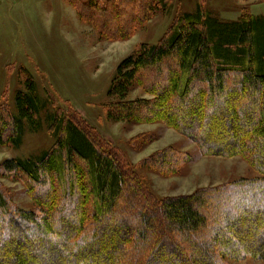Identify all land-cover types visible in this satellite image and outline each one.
Returning a JSON list of instances; mask_svg holds the SVG:
<instances>
[{
  "label": "trees",
  "instance_id": "trees-1",
  "mask_svg": "<svg viewBox=\"0 0 264 264\" xmlns=\"http://www.w3.org/2000/svg\"><path fill=\"white\" fill-rule=\"evenodd\" d=\"M70 1L83 20L94 19L98 25L120 13L117 24L102 28L112 40H126L132 33L130 26L147 19L145 14H133L136 0ZM154 1L159 8L167 5L166 0ZM147 2L145 7L151 4ZM137 86L151 98L127 101ZM25 87L27 92H19L15 98L17 116L0 113V145L19 147L24 121L38 129L41 106L31 77ZM108 96L117 99L106 105L108 120L162 123L188 138L202 156H241L260 177L156 199L119 153L95 140L73 117L50 115L51 128L58 135L51 149L37 158L8 159L0 165L2 177L20 175L34 185L32 197L38 207L27 212L15 208L0 186V234L8 237L0 243V264L8 259L28 264L15 251L23 244L18 240L27 239L40 254L38 264L83 263L92 252L112 253L93 264L264 262V209L249 206L264 202V162L260 158L264 143V18L225 23L199 8L184 14L158 45L142 44L118 65ZM254 109L256 120L244 133L234 131L228 140L221 139L219 123L229 120L241 125ZM248 145L252 148H246ZM172 149L153 153L139 166L163 177L176 175L185 155ZM170 172L172 175H163ZM245 191H251L248 198L227 206L222 218L211 217L219 194L226 197ZM119 204L125 205L127 217L115 220ZM74 205L86 209L72 215ZM234 207L242 213L233 211ZM229 211L236 219L229 220ZM104 220L109 224H102ZM28 229L34 231V237H25ZM220 231L230 237L222 242L210 237ZM245 237H252L255 245H244ZM59 247L68 255L52 257ZM165 249L181 259L170 260ZM196 252L209 263L193 258Z\"/></svg>",
  "mask_w": 264,
  "mask_h": 264
},
{
  "label": "rangeland",
  "instance_id": "rangeland-1",
  "mask_svg": "<svg viewBox=\"0 0 264 264\" xmlns=\"http://www.w3.org/2000/svg\"><path fill=\"white\" fill-rule=\"evenodd\" d=\"M136 1V11L133 14L140 16L145 14L147 19L142 23L132 24L131 36L126 40H112L103 29L117 24L120 13L112 14L105 24L102 21L98 25L94 19L91 22L83 20L70 0H0V113L7 112L13 117L17 116L15 98L19 92H27L25 85L30 77L35 83L41 106L37 130L24 121V134L20 146L0 145V165L8 159L37 158L49 151L58 137L51 128L49 116L61 114L73 117L95 140L119 153L123 158L122 162L137 173L146 191L156 199L187 196L201 189L226 186L241 179L260 177L241 156H202L198 147L188 138L162 123L136 124L133 121H110L107 119L106 105L117 102L116 98L108 96V90L118 65L134 54L142 44L158 45L184 14L194 13L199 8L203 13L225 23L240 22L250 17L264 18V0H166L167 5L162 8L157 7L154 0H150L149 7L144 6V3L149 4L148 0ZM164 66L171 67L170 64ZM139 98L150 99L151 96L146 95L137 86L129 93L127 101ZM256 111L257 109H254L241 125L232 124L229 120L219 123L221 139L228 140L234 131L237 134L244 133L256 120ZM151 139L152 142L146 144ZM261 146L263 156L260 155V158L264 162V143ZM169 147L185 155L184 158H180L176 175L173 176L170 172L163 175L172 176L163 177L139 166L141 161L153 153ZM246 148L252 146L248 145ZM0 186L15 208L26 212L37 211L36 201L32 197L34 185L25 177L20 175L2 177L0 173ZM250 194L251 191H245L244 194L232 192L226 197L219 194L213 201L211 217L222 218V212L227 206L234 205L233 203L244 197L248 198ZM249 206L262 210L264 202L258 205L252 203ZM249 206L248 209H251ZM84 209L86 206L79 210L78 206L74 205L70 213L79 214ZM125 209L124 204L117 206L115 220L127 217ZM239 209L234 207L233 211L238 210V213H242ZM231 214L229 211L230 221L236 219V214ZM102 224H109V220L102 221ZM23 226L27 225L23 223ZM220 232L212 233L210 237H218L221 242L230 237V234ZM24 235L26 238L34 237L35 233L28 229ZM203 235L202 240L206 237ZM7 240L8 237L0 234V243ZM27 240L25 242L18 240L23 244L15 251H19L28 264H38L40 254L34 250L32 243L26 242ZM63 242L67 244L66 241ZM241 242L244 245L249 243L255 245L252 237H245ZM70 249L74 250L73 247ZM163 253L170 260L181 259L179 255L166 249ZM89 254L83 263L75 264H93V261L112 256V253L107 252ZM51 255L59 258L68 255V252L59 247ZM192 255L195 259L206 260L209 263L208 258L197 252ZM2 264L17 263L8 259ZM237 264L264 262L247 259Z\"/></svg>",
  "mask_w": 264,
  "mask_h": 264
}]
</instances>
